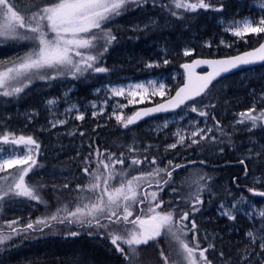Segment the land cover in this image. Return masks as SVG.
I'll return each mask as SVG.
<instances>
[{"label":"snow or ice","instance_id":"1","mask_svg":"<svg viewBox=\"0 0 264 264\" xmlns=\"http://www.w3.org/2000/svg\"><path fill=\"white\" fill-rule=\"evenodd\" d=\"M145 6L160 8L178 20L186 19L184 13H197L200 10L223 13L225 10L224 0H168L167 3L164 0H26L25 3H21V0H0V43L12 41L30 45L23 54L0 59V96H18L36 80L49 83L69 77L81 80L91 74L108 73L110 69L103 66V58L113 43L118 42L117 35L108 24L130 9H143ZM253 7L259 9L255 16L249 14L239 19L235 16L231 19L221 17L219 23L223 26V31L245 43L249 35L264 40V0H254ZM181 9L183 12L178 11ZM156 26L157 21L149 17L142 27L136 24L130 30L142 32ZM219 43L225 47L232 46L224 39ZM205 46L210 48L212 43L205 42ZM193 51L194 49L186 47L183 55L191 56ZM162 52L166 54L167 49H162ZM257 62H264V42L250 51L223 59H194L191 63L181 65L185 69L186 83L164 103H157L154 107L144 108L127 116L117 111L127 105L117 103L109 118L114 117L119 126L129 129L143 117L168 112L182 105L201 117H210L213 127H193L187 136L183 129L178 128L173 133L177 139L166 145L165 151L176 149L178 145L183 148L200 146L204 141L212 144L226 142L229 147L241 152L237 163L242 167L244 177L251 179V186L245 185L246 191L264 198V190H261L264 189V143L254 139L258 130L264 132V107H258L259 104H264V91L258 96L253 93L251 106L235 114L233 121L227 125L232 129L231 132L226 131V126L206 110L215 108L216 105L211 102L203 103L204 99L213 95V82L223 73ZM162 63L168 65L170 61L163 58ZM201 65H207L211 71L197 73L196 69ZM145 66L152 68L159 67L160 64L148 63ZM148 85L151 87V95H165L164 83L148 81ZM136 89L148 92L144 84L128 85L127 97H131L128 104L137 102L136 95H140L139 102H143L145 96L136 92ZM100 91L99 88L95 89L96 93ZM107 92L112 97L126 96L124 87H108ZM196 98L201 99L197 101ZM62 100L67 107L59 112L57 106ZM188 101L192 103L186 105ZM107 102L105 100L104 104ZM44 104L51 117L48 124L52 129L68 124L70 115L78 121L85 119V113L77 103L70 101L67 92L63 97L46 99ZM91 107L97 108L95 101L91 102ZM103 111V108L93 111L92 117L101 115ZM36 115L39 113L33 111L28 117L29 121ZM167 127L168 123L165 121L163 128ZM95 131L94 128L93 132ZM215 132H219V139ZM237 133L249 134L247 145L243 142L241 145L236 144L233 136ZM77 134L85 136L84 131L75 128L68 133L71 136ZM94 144L93 141L88 145L92 150L82 160L86 182L77 183L69 193L71 198L66 201L57 196L55 210L34 221L29 220L21 227H17L18 220L5 221L0 226V253L18 247L13 243L16 237L26 239L29 238L30 231L42 233L44 228L52 229L53 224H62L87 229L89 236L107 237L115 252L123 258L124 264H140L141 246H149L150 243L159 249L162 264H264V206L250 201L243 193L237 197L230 189H224L226 195L222 194L217 203L218 217L228 221L229 226L238 231L235 225L238 217L243 215L249 222V227L243 234L246 242L233 245L231 250L226 251L224 247L217 248L215 243L223 238L215 231L208 233L204 229L203 241L207 243L202 247L201 226L196 214H202L205 193L209 195V203L217 197L211 175L204 172L202 167L189 173L183 181L189 191L182 194L179 202L174 205L172 201H164L159 193L174 183L173 174L185 168V164L174 163L169 159L161 167L162 161L149 155L152 145L141 149L137 146L135 137L131 144L123 146L126 152L120 151L119 154L107 148L101 150ZM5 145L11 147L5 148ZM40 149L41 144L33 135H17L8 129L0 131V173H8L0 175V203L6 198L24 197L48 207V201L41 195L46 187L44 182L32 181L30 178L26 180L30 172L42 167L36 159L41 154ZM219 151L223 153L224 148L220 147ZM93 163L95 167L91 166ZM197 163L205 166L207 161H188L191 165ZM250 163L253 168L261 169L251 177ZM117 165L121 167L118 168ZM141 165L149 167L142 169ZM9 169L15 171L9 172ZM131 171H139L140 174L132 176ZM113 181L117 183L114 184ZM69 183L65 182L62 186L54 184L53 191L68 189ZM232 184L240 187L239 176L232 178ZM153 186L155 190L150 191ZM171 191L177 193L178 189L173 187ZM139 205L145 207L138 208ZM66 235L77 237L81 235V231L69 230ZM160 238L167 241V252L160 248ZM76 264H82V261Z\"/></svg>","mask_w":264,"mask_h":264},{"label":"trees","instance_id":"2","mask_svg":"<svg viewBox=\"0 0 264 264\" xmlns=\"http://www.w3.org/2000/svg\"><path fill=\"white\" fill-rule=\"evenodd\" d=\"M25 2L26 0H21V3ZM28 2H30V0H28ZM164 2L167 3L168 0H164ZM213 2H215V0H213ZM224 3L225 10L223 13H215L212 11L205 12L200 10L197 13H184V16L186 17L185 20H178L175 17H171L166 11H161L160 8H153L151 6H145L143 9H130L124 15L116 17L108 24V27L113 29L114 34H116L118 38V42L113 43L103 58V66L110 69L108 73L91 74L86 79L81 80H73L70 77L58 79L50 83L36 80L25 89V92L18 96H0V131L8 129L17 135H33L39 140L41 147L44 148L50 145L45 137L51 135L55 130L48 133L35 131V126L43 121L41 116L39 117L40 113L32 118L33 123L26 126L21 124V120L15 119L14 121L12 113L16 107H23L31 110V112L35 111L38 113V108H40L39 102L42 99L60 96L61 87L74 89L70 92V95L74 97L73 99H75V101H81V103L88 102L94 99L93 92L104 82L114 83L127 78L140 80L146 79L150 76L166 77V97H168L182 83L183 79L181 76L171 79L170 73L181 72L180 66L184 61H189L194 57L229 56L256 47L262 41L260 37L249 35L246 37L247 42L245 43L243 40L236 39L229 33H225L223 31V26L219 23L221 17L224 19H231L235 16L239 19L249 14L255 16L259 9L253 7L254 0H224ZM178 11L183 12L182 9ZM149 17L156 20L158 26L142 32H132L130 30L136 22L141 25L140 21L149 19ZM221 39H224L232 46L225 47L224 45H221L219 43ZM205 42H211L212 47H206ZM29 47L30 45L27 43H16L12 41L0 43V59H8L18 54H23ZM186 47L194 49L191 56L185 57L183 55V50ZM164 48L167 49L166 54L162 52V49ZM163 58H167L170 63L164 65L162 63ZM148 63H159L160 66L148 68L145 66ZM61 80L64 81L62 82ZM261 91H264V64L236 72L218 80L215 83L214 95L209 97L212 99L216 107L206 110L209 111L210 116L215 115L216 118L221 121L222 125L226 126V131L231 132L232 129L227 127V125H229V120L235 116L236 112H241L249 108L253 103V93L258 96ZM226 99H229L230 101L227 104V109L224 110L221 103ZM157 101L159 100H156L155 102ZM258 107H264V104H259ZM6 113H9V117H12L6 118ZM104 117L106 116H101L100 119ZM205 119L213 125V121L210 117ZM133 127L134 126H130L129 129H123L119 125L112 123V125L98 127L95 134L90 130L92 129V126H87L85 129L89 128V131H87L89 138L92 137V142L94 141L100 149L107 148L118 154L120 151L126 152V150H124L126 148L123 146L131 144L133 137L136 138L137 146L141 149L151 144L152 148L150 149L149 155L156 156L161 160V167H163L169 159L173 160V162L203 159L207 162L223 163L228 160L235 161L234 155L237 153L241 156V152L229 147L226 142L224 144H212L205 141L202 142L200 146H193L192 148L177 147V149H171L166 152L165 149L161 147L163 143L157 139L153 140L149 138V136L139 133L138 131H134ZM215 135L218 139L220 138L219 132H215ZM248 135L249 134L246 133H237L233 136V140L237 145H241V142L245 145V140ZM261 137H264V132L258 130L255 133L254 139L258 140L260 143H264V139H261ZM4 147L6 148L8 146L5 145ZM220 147L224 148L223 153H220ZM206 149L211 150L208 155L204 152ZM213 150H218V152L213 153ZM173 154L180 156V158H174ZM40 155L39 159L41 160L38 161V164L42 165V162L47 158L44 154ZM58 160L59 159H52L51 162H49V166L42 165V167L35 168L32 174L41 172L39 177L42 179L46 174L43 169L53 167L64 169V172H68L67 176H71L72 171H79V168H74L73 166L69 169L63 167L70 166L72 161L59 163ZM73 164L76 166V162ZM141 167L147 169L149 166L141 165ZM189 167H191V169ZM189 167L185 168L186 171H183V173H185L183 175H181L182 172L180 173V170L176 172L175 178L180 177V179H178V181L174 180L173 184L165 187L164 191L166 194H171V188L173 187L178 189L177 193H172L173 195L184 194L181 190L183 187H186L183 181L187 177V172L189 170L192 172L194 169L202 167L204 172L213 177L212 186L213 190L217 193V196H222V194L226 195L224 193L225 183H223V181L234 176L235 166L221 165ZM249 168L251 169L249 173L250 177L261 171L259 168H253L251 163L249 164ZM239 169L242 178L241 180L243 181V187L241 190L243 195H247L252 198V200L256 199L258 201L259 198H256V196H253L246 191L245 185L247 184L248 186H251V179H246L244 177L241 166H239ZM136 174H140L139 171H136ZM131 175L135 176L133 174ZM34 180L35 179L33 178V181ZM144 187L146 188L147 186L144 185ZM257 187H259V185H257ZM49 190L50 188L45 189V192H43L45 196L48 195ZM159 195H161V193H159ZM204 195L208 194L205 193ZM22 198L24 197H19V199ZM167 201H172L173 204L175 203L173 199ZM20 202L21 204H17L16 206L23 209V211L14 210L8 202H2L0 210L5 213L4 217L6 218V221L15 219L19 222L24 220L26 222V217L28 215L25 210H33L32 212L35 211L33 214L31 212L30 215L32 217H34L35 213L41 210V207H34L32 204H28L27 201ZM257 204L259 205L260 203L258 202ZM13 213H16V215H13ZM248 227L249 222L242 215L240 224L242 242H246L244 241L243 234ZM49 231V228H44L42 233L38 231H30L28 234L29 238H14L13 243L18 245V247L0 253V261H3V264H60L58 260H60L59 252L61 245L59 243L64 241L57 233ZM83 233L85 232H82V234ZM66 241L69 240L67 239ZM81 243L83 245L87 243L85 245H88V248L82 246L81 255L83 256V259H87V261L91 259L96 260L98 264L102 261L105 262L107 258H113L114 263L119 262V258L113 254L115 252L114 248H107L105 246L110 244L107 237L83 234L81 237ZM91 243L96 244L98 250H95V246L90 245ZM103 247L105 250L102 252L103 254H101L99 249ZM53 252L54 254L50 255ZM48 260L49 262H47Z\"/></svg>","mask_w":264,"mask_h":264},{"label":"rangeland","instance_id":"3","mask_svg":"<svg viewBox=\"0 0 264 264\" xmlns=\"http://www.w3.org/2000/svg\"><path fill=\"white\" fill-rule=\"evenodd\" d=\"M141 26H143L144 23L148 22V19L145 20H141ZM137 22L134 24L136 25ZM230 34V33H229ZM231 35V34H230ZM232 36V35H231ZM233 37V36H232ZM236 38V37H234ZM239 39V38H236ZM178 76H181L183 78V73L182 70L181 72H171L170 73V78L174 79ZM165 78L166 77H156V76H150L146 79H140V80H134L132 78H127V79H121L118 82H114V83H109V82H104L100 87H98L99 89H101V91L99 93H96L95 91L93 92V96L94 99L88 101V102H82L81 101H75V99H73L74 97L72 95H70V92L74 89L72 88H64L61 87V95L58 97H63L64 93H68V98L70 99L71 102L73 103H77L78 106L80 107V110L82 112L85 113V119L83 121H78L75 120L71 117V115L68 117L69 119V123L61 126V127H57L56 129H52L51 126L48 124V120L51 119L49 112L47 111V108L44 104V101L46 99H42L39 102V106L40 108H38V113H40L39 117L41 116V118L43 119V121L39 122L35 127H36V132H51L53 130H55L53 133H51V135H49L47 138V141H49V146L47 147H41L40 151L42 152L41 154L46 155V160L44 162H42L43 166H49V162H51L52 159H59L58 162L59 163H64V162H68V161H72L70 166H63L67 169H69L71 166H73L74 168H79L78 172L72 171L71 176H67L68 172H64V175L62 174V171L64 169L61 168H45L43 169L45 174V177L40 179L39 175L41 174V172H36V174H32V172L29 173V177H26V180H28L29 178L33 181V178L35 180H42L44 182V184L46 185V187L43 189L41 195L43 196V198L45 200L48 201V207L46 208L44 204L38 203L36 201H31L28 200L27 198H22L19 199V197H15L12 199H5L4 203H9L11 208H13L14 210H20L23 211V209L18 208L16 205L17 204H21L20 201H24V202H28V204H32V206L34 207H41V210H39L37 213H35L33 219L32 216L30 215L31 212L33 210L27 211L25 210V212L27 213V221H20L19 224L17 225V227H21L24 224H26L29 220H35L38 217H42L44 215H46L47 213L54 211L56 206H57V200L56 197L60 196L62 198V200H67L70 199L71 197L69 196V193L73 191V189H75V185L77 183H81L83 184L84 182H86L87 177L83 174L82 172V160L84 156H87L88 153L92 150L88 147V145L91 143L92 141V137L89 138V134L87 132V130L89 128H87V130L84 128H81V126L83 125L84 127L91 125L92 120H95L93 124L98 123L97 125H100V123L102 121H100V117L101 116H106L104 118H106V122L108 121L109 124L108 125H112V123H114L115 125H118L116 123V120L114 117H112L111 119L109 118L111 116V112H112V108L114 105H116L117 103L120 104H126L127 106L124 107L123 109H117L118 112H123L125 114V116L127 115H131L133 114V112L135 110H137L140 107L143 106H147V105H151L154 103H157L165 98H167V88L165 90V95L164 96H153L151 95V87L148 85V81H157L159 83H165ZM62 82L64 80H61ZM135 84H144L145 88H148V92L144 93L142 89H136V92H139L141 94H143L145 96L143 102H139L140 101V95H136L135 96V101L132 104H128V99H131V97H127V90H128V85H135ZM108 87H124L126 89V96L125 97H112L110 92H107V88ZM69 89H71V91H69ZM214 95V92H213ZM52 98V97H50ZM201 98H197V101H199ZM107 100V104H104V101ZM156 100H159L157 102H155ZM95 101L97 104V108L93 109L91 107V102ZM230 100L226 99L222 101V107L224 108V110L227 109V104ZM213 103L211 98H207L204 99L203 103ZM192 102L188 103L187 105H190ZM202 107V105H200ZM59 112H63L64 109L67 107V105L65 103H63V100L61 101V103L57 106ZM101 108L104 109L103 113L101 115H98L97 117L93 118L92 117V112L93 111H99ZM5 111V110H3ZM5 113V112H4ZM33 112H31V110L23 108V107H16L12 113L14 121L15 119L17 120H21V124H23L24 126L29 125L31 123H33L32 119L31 121H29L28 117L32 114ZM239 113V112H236ZM7 116V117H6ZM10 114L6 113L5 117L6 118H11L9 117ZM3 117V116H2ZM38 118V117H36ZM63 118V117H62ZM234 117L229 120V123L231 121H233ZM16 120V121H17ZM165 121H167L168 123V127L167 128H163V124L165 123ZM102 125H100L99 127H101ZM121 127V126H120ZM193 127L196 128H207V127H213V125L210 124V122L205 119L204 117H199L198 113L196 112H191L190 109L186 106H184L183 108L179 109L178 111L160 116L158 118H155L153 120H149L148 123L143 124L142 126H134L133 129L134 131H138L139 133L145 134L147 136H149V138L151 139H157L159 140L161 143H163V147L165 149L166 145L171 144L173 142H175V140L177 139V137H175L173 135L174 132L177 131L178 128L183 129L184 130V135L187 136L188 133L193 129ZM239 127V126H238ZM77 129L78 131H84L85 132V136H80V135H75V136H71L68 135V133L70 131H72L73 129ZM98 128V127H97ZM19 129V128H18ZM93 134H95V132L92 131ZM240 134V133H239ZM211 135V134H209ZM205 142V141H204ZM207 143H210L209 141H207ZM209 145V144H208ZM245 145H247V139L245 140ZM8 147L6 148H10L11 146L7 145ZM22 147V146H21ZM177 147H181V146H177ZM183 148V147H181ZM126 150V149H124ZM171 150V149H170ZM209 149L204 150V152L208 155L209 154ZM215 151V150H213ZM73 152L72 156L69 157V160H64L62 155H67L70 156V154ZM77 153H79L80 155L77 156ZM215 153V152H214ZM41 156V155H39ZM39 156L36 157L37 161L41 160L39 159ZM94 160V158H93ZM57 162V161H56ZM76 162V166H74L73 163ZM175 163V162H174ZM94 164V163H93ZM80 165V166H78ZM62 167V168H63ZM95 167V166H92ZM117 167H121L119 165H117ZM142 169H145L143 167H141ZM191 169V167H189ZM65 169V170H67ZM77 170V169H75ZM9 172H13L15 171V169H9ZM189 173H191V170H189L187 172V177L189 175ZM8 173H0V175H7ZM131 174L133 175H139L136 174V171H131ZM34 180V181H35ZM118 180V178H117ZM65 182H70L69 183V188L68 189H63V188H59L56 191H53L52 185H63ZM112 183H117V181H113ZM50 188L48 195L45 196L43 192H45V189ZM151 190H155V188L149 189ZM183 193H187L189 191V188L186 187L182 188L181 190ZM73 195H75V193L73 192ZM19 202V203H17ZM0 203V207H1ZM35 212V211H34ZM32 212V214L34 213ZM13 215H16V213H13ZM135 215V213H134ZM5 213H3L0 210V226H2L4 224V222L6 221V218L4 217ZM134 217H130V219H132ZM24 219V218H22ZM61 228V229H58ZM6 230V229H5ZM49 232H54L57 234H63L64 232L66 233L69 230L72 231H76V230H80L81 232H85L83 234H87V229H79L78 226L76 225H62V224H53L52 229H49ZM126 247V246H125ZM160 248L164 249L166 252L168 250V243L164 238H160ZM34 251V250H33ZM54 252L50 255H53ZM49 255V254H48ZM75 257H73V261L75 262H80L83 259V256H79V254H73ZM140 264H162V261L159 259V249H157L156 247L152 246L151 243L149 246H141V256H140Z\"/></svg>","mask_w":264,"mask_h":264},{"label":"flooded vegetation","instance_id":"4","mask_svg":"<svg viewBox=\"0 0 264 264\" xmlns=\"http://www.w3.org/2000/svg\"><path fill=\"white\" fill-rule=\"evenodd\" d=\"M178 111V110H177ZM169 114V113H168ZM166 115V114H165ZM160 116H163V115H159V116H156V117H153V118H150V119H146V120H143V121H140L139 123L135 124V125H131V126H142L143 124H146L148 123L149 120H153L155 118H158ZM106 118H101L100 121H102L100 123V125L102 126H107L108 125V121L106 122L105 121ZM95 120H92V124L89 125V126H92V129L91 132L93 131V129L95 128L96 131L98 130L97 128V124H93ZM86 127V126H85ZM83 125L81 126V128H85ZM87 130V129H86ZM89 131V130H87ZM95 131V132H96ZM92 143V141H91ZM94 146H97L96 143L94 144ZM163 147V145L161 146ZM177 149V148H176ZM103 150V149H101ZM160 152V150H159ZM217 153L218 150H215L213 151V153ZM73 154V152L70 154V156H67V155H62L64 158V160H69V157H71ZM173 157L174 158H180V156L176 155V154H173ZM240 157V154H235L234 155V158H235V161H231V160H228L226 162H223V163H219V162H207V164L205 166H221V165H227V166H235V173H234V176H239V183H240V187L237 188L235 185L232 184V178L234 177H231L229 179H226L225 181H223L224 184V187L225 189L228 188L231 190V192L233 193V195L235 196H239L241 193H242V183L243 181L241 180V175H240V169H239V164L237 163V159ZM95 159V157H93ZM193 160V159H192ZM188 161L189 160H185V161H177L175 163H182V164H185L186 167H189V166H201L199 165V163L195 164V165H191V164H188ZM196 161H199V160H196ZM91 166H95V164H92ZM185 167V168H186ZM185 168L183 169H179L180 170V173L182 172L181 175L185 174L183 173V171L185 170ZM186 171V170H185ZM62 174L64 175V171H62ZM176 176V172L173 174V178H175ZM178 179H180V177H176L175 181H178ZM155 187V186H153ZM161 195L160 197L164 200V201H167V200H170V199H173L174 200V205L177 204L179 202V198L182 194L180 195H173L172 193L171 194H166L165 191H162L160 192ZM246 197H248V199L252 202H254L255 204H257L258 202L260 203L259 206H264V198H261V197H257L256 198H259V200L257 201L256 199H253L250 198L249 196L247 195H244ZM221 197L220 196H217L216 198H213L212 199V202L209 203V196L208 195H204L203 196V199L205 200V205H204V208L202 210V214L201 213H197L196 214V219L198 220V222L200 223V226H201V233H200V239H201V243H202V247L203 246H206V241H203V235H204V229L207 230L208 233H212L213 231H215L218 236L222 237V241L221 240H216L215 243L217 244V248H220V247H224L226 251H229L232 249V246L233 245H237V244H240L242 242V231L240 230V224H241V216L238 217V221L235 225V228L238 229V231H235L233 230L230 226H229V222L226 221L225 219L223 218H219L218 217V212H217V203H218V199ZM228 199H231V197H227ZM258 205V204H257ZM145 205H139L138 208H144ZM33 219V217H32ZM58 229H61V228H58ZM58 236L61 237V239L64 241V242H60L59 244L61 245V248H60V260L59 263L60 264H76L75 261H73V257H75L73 254H79V256H82L81 255V249H82V246H85L86 248H88L87 246L88 245H85L87 243H85L84 245L81 243V237L83 236L82 232H81V235L77 236V237H69L66 235V233L64 232L63 234H58ZM189 238H191V234H189ZM69 240V241H66V240ZM90 245H93L95 246V250L97 249L98 250V247L96 244H93L91 243ZM107 248L111 247V248H114L111 244L109 245H105ZM101 254H103L102 252H104V247L103 248H100L99 249ZM115 250V249H114ZM113 253V252H112ZM114 255H116L118 258H119V262H116L114 263L113 261V258H107V260L104 262H100L99 264L103 263V264H124V261H123V258L120 257V255L116 252L113 253ZM108 255V254H106ZM82 264H98V262L96 260H88L87 259H82ZM49 262V260L47 261ZM44 263V261H43ZM46 263V262H45Z\"/></svg>","mask_w":264,"mask_h":264},{"label":"water","instance_id":"5","mask_svg":"<svg viewBox=\"0 0 264 264\" xmlns=\"http://www.w3.org/2000/svg\"><path fill=\"white\" fill-rule=\"evenodd\" d=\"M261 42H264V40H262ZM257 46H258V45H257ZM257 46H256V47H257ZM254 48H255V47H254ZM252 49H253V48H252ZM252 49L245 50V51H250V50H252ZM245 51H242V52H239V53H236V54H233V55H229V56H234V55H237V54H242V53H244ZM226 57H227V56H222V57H194V58L190 59L189 61H184L182 64H184V63H191L194 59H223V58H226ZM182 64H181V65H182ZM261 64H264V62H257L256 64H253V65H249V66H241V67H239V68H237V69H232V70H230L228 73H223L220 77L217 78V81L220 80V79H222V78H224V77H226V76H229V75H231V74H234V73H236V72H240V71H242V70L251 69V68H253V67H255V66H258V65H261ZM180 69L182 70V73H183L182 83H181V84H180V85L174 90V92H173L170 96H174V95H175V92H176L180 87H182V86L186 83L187 78H186L185 69H183L181 66H180ZM208 71H211V68H209L207 65H201L200 67H198V68L196 69V72L199 73V74H204V73H206V72H208ZM217 81H214L213 83L215 84ZM170 96H168L167 98H165V99H163V100H161V101H159V102H157V103H164L168 98H170ZM196 99H197V98H196ZM189 102H190V101L186 102V104L189 103ZM157 103H154V104H151V105H147V106L140 107V108H138V109L135 110V111L142 110V109H144V108L154 107ZM183 106H185V105H182L180 108H182ZM180 108H177V109H174V110H170V111H168V112L154 113V114H152L151 116L143 117V118H142L141 120H139L137 123H139L140 121H143V120L150 119V118H152V117L158 116V115H164V114H168V113L175 112V111H177V110L180 109ZM135 111H134V112H135ZM134 112H133V113H134ZM137 123H136V124H137Z\"/></svg>","mask_w":264,"mask_h":264}]
</instances>
